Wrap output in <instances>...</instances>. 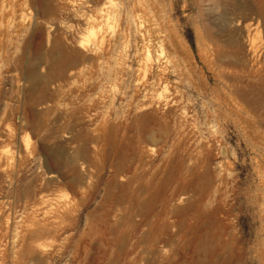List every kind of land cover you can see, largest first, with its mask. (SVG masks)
Returning a JSON list of instances; mask_svg holds the SVG:
<instances>
[{"label": "rangeland", "instance_id": "rangeland-1", "mask_svg": "<svg viewBox=\"0 0 264 264\" xmlns=\"http://www.w3.org/2000/svg\"><path fill=\"white\" fill-rule=\"evenodd\" d=\"M263 73L264 0H0V264H264Z\"/></svg>", "mask_w": 264, "mask_h": 264}, {"label": "bare ground", "instance_id": "bare-ground-1", "mask_svg": "<svg viewBox=\"0 0 264 264\" xmlns=\"http://www.w3.org/2000/svg\"><path fill=\"white\" fill-rule=\"evenodd\" d=\"M10 6V5H9ZM8 9H10V8H8ZM7 10V9H6ZM26 16V15H25ZM25 16H24V18H25ZM22 17V16H21ZM7 22V21H6ZM8 23V22H7ZM1 24H2V22H1ZM140 24V23H139ZM2 38V37H1ZM162 43V42H161ZM163 48H161V50H162ZM149 52V51H148ZM159 56V55H158ZM156 58H158V57H156ZM210 58V57H209ZM217 68H219V67H217ZM220 70V69H219ZM217 71V70H216ZM222 71V70H221ZM264 74V73H263ZM263 76V75H262ZM209 77V76H208ZM227 77V76H226ZM264 77V76H263ZM215 79V78H214ZM224 84V83H223ZM226 84V83H225ZM227 85V84H226ZM73 115V114H72ZM69 117V116H68ZM52 175H54V174H52ZM82 186L84 187V185L82 184ZM80 190V189H79ZM82 190V189H81ZM66 193V192H65ZM88 195V194H87ZM62 197V196H61ZM61 197H59V198H61ZM66 197V196H65ZM89 197V196H88ZM58 199V198H57ZM61 199H63V198H61ZM93 199V198H92ZM89 200V199H88ZM56 202V201H55ZM57 203V202H56ZM83 203H84V201H83ZM81 204V203H80ZM81 208V207H80ZM70 212V211H69ZM78 212V211H77ZM76 213V212H75ZM79 214V213H78ZM52 217V216H51ZM65 217V216H64ZM73 217V216H72ZM45 219V218H44ZM58 219V218H57ZM76 220V219H75ZM67 221V220H66ZM72 221V220H71ZM76 223V222H75ZM77 224V223H76ZM61 225V224H60ZM45 226V225H44ZM44 228V227H43ZM58 228V227H57ZM70 229V228H69ZM72 231V230H71ZM42 232V231H41ZM49 232V231H48ZM51 232V231H50ZM62 232V231H61ZM67 233V232H66ZM73 234V233H72ZM50 236V235H49ZM64 238V237H63ZM67 241V240H66ZM68 242V241H67ZM61 243V242H60ZM61 247V246H60ZM61 250V249H60ZM58 252V251H57ZM54 254V253H53ZM57 254V253H56Z\"/></svg>", "mask_w": 264, "mask_h": 264}]
</instances>
